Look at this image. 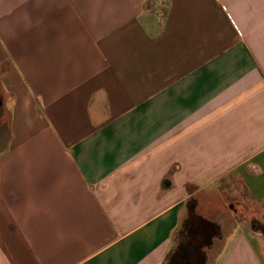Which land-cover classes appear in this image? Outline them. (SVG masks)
<instances>
[{
    "label": "crops",
    "instance_id": "0c3cea01",
    "mask_svg": "<svg viewBox=\"0 0 264 264\" xmlns=\"http://www.w3.org/2000/svg\"><path fill=\"white\" fill-rule=\"evenodd\" d=\"M190 211L264 264V0H0V264H163Z\"/></svg>",
    "mask_w": 264,
    "mask_h": 264
},
{
    "label": "rangeland",
    "instance_id": "374dc122",
    "mask_svg": "<svg viewBox=\"0 0 264 264\" xmlns=\"http://www.w3.org/2000/svg\"><path fill=\"white\" fill-rule=\"evenodd\" d=\"M240 210L241 211L239 214L241 218L250 216L251 207L245 206V209L240 208ZM203 211L205 214H208V209L206 211V208H204ZM188 216L189 214L187 213L182 223L186 218H189ZM190 235L191 234L188 232L186 234L181 233V236L178 234V232L176 235H174L172 249L168 253V256L166 257L163 264H195L198 261L200 262V259V264H206L208 261L210 264H215V258L212 259V251H209L210 247L205 248V250L204 248H200L202 242H200L198 247H196V244L190 240Z\"/></svg>",
    "mask_w": 264,
    "mask_h": 264
},
{
    "label": "trees",
    "instance_id": "16d2710c",
    "mask_svg": "<svg viewBox=\"0 0 264 264\" xmlns=\"http://www.w3.org/2000/svg\"><path fill=\"white\" fill-rule=\"evenodd\" d=\"M166 182L163 183V187H166ZM189 218H186L181 224L178 234L190 233V240L196 244L202 242L200 248H209L212 245L213 240L219 235V226L216 223L207 221L205 218L197 215L194 211L189 212ZM251 229L254 232H259L264 236V224L257 221L251 222ZM199 240V241H198ZM203 250V251H204ZM201 262V259H200ZM198 261L197 264H200Z\"/></svg>",
    "mask_w": 264,
    "mask_h": 264
},
{
    "label": "flooded vegetation",
    "instance_id": "af4514ba",
    "mask_svg": "<svg viewBox=\"0 0 264 264\" xmlns=\"http://www.w3.org/2000/svg\"><path fill=\"white\" fill-rule=\"evenodd\" d=\"M195 264H197V263H195Z\"/></svg>",
    "mask_w": 264,
    "mask_h": 264
}]
</instances>
